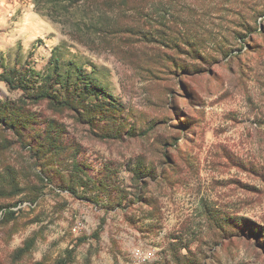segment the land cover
<instances>
[{"label":"rangeland","instance_id":"374dc122","mask_svg":"<svg viewBox=\"0 0 264 264\" xmlns=\"http://www.w3.org/2000/svg\"><path fill=\"white\" fill-rule=\"evenodd\" d=\"M155 4L128 22L0 0V102L37 117L0 123V178L17 176L0 264H264V0ZM65 81L103 88L101 110L39 98L64 100Z\"/></svg>","mask_w":264,"mask_h":264},{"label":"trees","instance_id":"16d2710c","mask_svg":"<svg viewBox=\"0 0 264 264\" xmlns=\"http://www.w3.org/2000/svg\"><path fill=\"white\" fill-rule=\"evenodd\" d=\"M156 0H36L37 5H44L46 6L47 10L50 12L49 14L52 15H58V13H63L65 15L69 13L70 8L77 4H89V5H96L100 7V10H102L105 13L114 12L117 15H121L124 17V19L128 22L138 21L145 18H149L151 16V12L156 8L155 4ZM43 6V7H44ZM86 18V17H84ZM98 18V17H97ZM97 18L93 16V18H88L89 24H82L83 26H86V28H93L97 27L96 29L99 31V33L102 34H111V33H118V32H124L128 33L131 29V27L127 30V27L131 24L124 23H118V22H96ZM97 23V24H96ZM58 66H56L57 68ZM7 85L10 87H20L19 83L22 81L21 79L14 80L12 77H5L3 79ZM52 80L54 84L58 83L55 82V80L51 79L50 76L47 79L48 84H51ZM16 81V82H15ZM47 85L45 86H39V98H46L53 101H58L62 103L65 107L68 108H74V107H80L83 110H86L85 102L89 103L95 107L94 109L101 110L99 102L101 97V92L103 88L97 86L92 81L90 82H83V85H81V88L77 86V82H73V88L70 89V85L72 83H68V81H65L64 85H61L62 94L64 95V100L60 101L59 98L54 94L52 95L50 93L49 88H47ZM0 115L2 118H0L3 122V118H5V123H7L11 128L17 129V131L22 132L21 130H24L27 128V126L30 123L37 122V117H35L33 114L30 113V110L25 108V103L21 100L18 101H4L0 102ZM89 107V106H88ZM53 122L48 123V129H45L43 131L45 137H47V145L48 147L57 148L58 146L54 145L52 143V131H53ZM18 141L21 142L23 136L21 134H16ZM57 151L66 152L67 149L65 147L57 148ZM17 179V176L9 175V180L5 183L3 179L0 178V195H7L6 197H12L13 194L10 192H3L2 189L4 185H10L11 183L15 184V180ZM15 182H14V181ZM1 203V202H0ZM16 203V202H15ZM0 204V212L4 214L3 216L8 217V214L14 213V211H9L8 208L12 205L16 204ZM6 207V208H5ZM7 220V219H6ZM174 263L175 264H187L186 259L178 256H174ZM20 253H16L13 255V259L16 261L20 259Z\"/></svg>","mask_w":264,"mask_h":264}]
</instances>
